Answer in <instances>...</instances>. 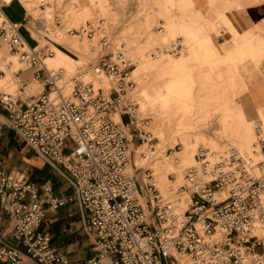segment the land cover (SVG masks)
I'll return each instance as SVG.
<instances>
[{
	"label": "built area",
	"instance_id": "2783aa9c",
	"mask_svg": "<svg viewBox=\"0 0 264 264\" xmlns=\"http://www.w3.org/2000/svg\"><path fill=\"white\" fill-rule=\"evenodd\" d=\"M5 5L0 0V49L4 40L49 90L28 103L0 96L8 113L5 126L58 169L72 191L55 197L48 184L40 187L25 174L8 171L0 160V205L13 223L11 238L0 232V263L72 264L53 247V236L43 226L50 211L75 204L92 247L86 264H264V240L254 234L264 222V136L259 135L258 174L235 154L210 171L205 165L210 180L191 170L187 180L193 186L167 198L136 175L139 169L129 172L133 136L145 138L133 115L136 105L124 103L135 87L129 80L131 62L120 54L102 57L101 68L116 84L110 93L75 79L66 97L44 64L52 53L27 48L23 25L6 18ZM85 31L90 38L96 34L90 24ZM103 44L110 45L106 33ZM117 111L128 112L136 125L137 134L128 128L132 138L113 120ZM3 127L0 123V133ZM184 190L190 194L188 209L179 215L174 198ZM218 193L225 198L218 200Z\"/></svg>",
	"mask_w": 264,
	"mask_h": 264
},
{
	"label": "rangeland",
	"instance_id": "374dc122",
	"mask_svg": "<svg viewBox=\"0 0 264 264\" xmlns=\"http://www.w3.org/2000/svg\"><path fill=\"white\" fill-rule=\"evenodd\" d=\"M26 1V5L32 9L26 10V19L30 24L24 27L25 40L33 49L42 52H48L50 48L54 50L55 57L46 61L52 72L62 69L66 78H70L80 68L98 60L101 68L102 57L118 51L133 62L131 71L133 70L139 85L143 110L141 117L150 123L151 131L158 137V150L168 149L167 152L172 154L174 150L169 149L171 147L179 146L175 150H180V147L183 149L179 163H164L165 166L159 159L152 161L151 155L145 158L141 155L143 168L154 166L156 169L162 165L181 178L195 164L196 150L201 147L207 148L211 153V150L226 153L231 149H239L245 153L254 151V125L257 122L264 123V119L246 94L245 88L241 89L234 64L218 62L198 68L188 61L187 48L200 38L198 33L207 21V17L194 9L191 0ZM88 24L96 31L93 38L85 31ZM30 27L38 36L33 35ZM162 27L165 28V35L158 38L156 32H161ZM221 30L223 29L220 28L215 37L217 45L221 39H224L225 44L231 43L228 34L223 36ZM103 31L107 32L110 43L108 47L104 46L106 48L101 45ZM39 37L42 38L40 41H44L41 42V47L48 45L47 47L40 49ZM177 41L178 52L166 49L165 43L171 46ZM219 46L222 47L220 44ZM9 53L8 50L2 58L14 65L12 72L16 74L23 66L19 64L17 57L12 58ZM248 56V53L244 54V57ZM26 74L27 72L25 76ZM263 76L260 70L254 75L244 74L249 85L259 80L264 81ZM13 80L8 75L6 83H10L11 87L1 88V92L20 95L19 84H14ZM39 81L44 83L43 80ZM97 84L105 86V83ZM45 92L49 90L40 86L30 94L38 98ZM109 93L110 91H106V94ZM124 114L123 119L116 116V120L124 128L130 127L132 135L137 134L136 125L132 124L128 113ZM218 118L225 132V143L207 138L210 125ZM133 138L135 144L148 141V137L142 140L138 136ZM132 150L134 153L138 151L135 146H132ZM144 171L139 169L136 175L141 176ZM162 175L163 173H158V177ZM169 177L172 181L175 180L174 175ZM167 181L166 178L162 183ZM87 239L89 240L86 236L85 240ZM91 249L89 247L88 257L92 255Z\"/></svg>",
	"mask_w": 264,
	"mask_h": 264
},
{
	"label": "crops",
	"instance_id": "0c3cea01",
	"mask_svg": "<svg viewBox=\"0 0 264 264\" xmlns=\"http://www.w3.org/2000/svg\"><path fill=\"white\" fill-rule=\"evenodd\" d=\"M19 1L16 0L10 6H4L3 12L6 18L23 25L22 35L25 40L24 27L26 24H30L26 19V10L30 7L24 2L26 0ZM191 1L194 9L207 17V21L198 33L200 38L187 48L189 63L198 68L218 62L234 64L241 89L245 88L246 94L254 102V106L257 107L261 117L264 119V81L259 80L249 85L244 77V74L254 75L258 70L264 74V0ZM32 12H35V10ZM37 20L35 21L38 23L39 20ZM36 22L34 24H37ZM220 28L223 29L220 33H223V36L227 33L229 40H231V43H226L227 45L224 39L218 40V45L220 44L222 47H218L215 41L216 34ZM31 32L34 36H38L33 28H31ZM40 39L42 38L39 37L38 42L40 43V48H42ZM25 42L28 44L26 40ZM5 50L6 48L3 47L4 54L8 53ZM246 53L250 56L244 57ZM13 67L14 65H11L10 71H5V75L0 70V93L14 94L1 92V88L11 87L10 83H6L8 75H11L14 79L13 83L19 84V101L28 103L37 98L32 96L33 94H30V92L36 91L40 86L45 89V82L33 80V70L29 68H21L15 74L12 72ZM52 68L55 67L52 66ZM7 115L8 113L0 105V123L4 124L0 133V160L3 162L4 167L8 171H18L25 174L30 178L31 182L40 187L48 184L55 197L70 194L72 190L59 170L47 164L21 137L5 126ZM120 118L123 119V117ZM132 146L139 148L138 144L132 143V152ZM141 168L143 167L136 169ZM83 225L80 210L77 205L73 204L50 211L43 226L53 236V247L67 255L72 264H86L88 258H90L88 257V252L90 251L89 247H92L90 241L88 239L87 241L85 240L86 234ZM12 228L13 223L9 214L0 205V232L11 238ZM0 264L9 263L1 262ZM20 264H36V262L31 259H25Z\"/></svg>",
	"mask_w": 264,
	"mask_h": 264
},
{
	"label": "bare ground",
	"instance_id": "6f19581e",
	"mask_svg": "<svg viewBox=\"0 0 264 264\" xmlns=\"http://www.w3.org/2000/svg\"><path fill=\"white\" fill-rule=\"evenodd\" d=\"M4 1L7 3V5H10L13 2H15L16 0H4ZM24 2L27 3L28 1H24ZM2 21H3V18L0 19V25H1ZM38 30L40 31V29H38ZM105 33L107 34L106 31L105 32L103 31L102 38H101V41H102L101 45H103V47H104L103 37H104ZM156 35L158 36V38L164 37L165 28L162 27V31L156 32ZM42 42L44 43V41H42ZM178 44H179V41L172 43L171 46H168V43H165L164 45H165L166 49L168 48L169 51L172 50L173 52L174 51L178 52L179 51ZM26 46L28 49H33L27 43H26ZM47 46L48 45H45L42 48H45ZM3 47L6 48L5 51L8 52V50H9V52H10L9 46L4 40L1 42V49H0V70L5 75L6 74L5 71H10L11 63L8 62V60L6 58H2L4 56L3 54L5 53L3 51ZM42 48H40V49H42ZM48 53H52V55L46 56L45 61H44L45 67L48 69V71H50L53 74L54 77H56V80H55L56 87H57V89L61 90V92L66 97L71 96V94L73 92V88H74V80L75 79L79 80L80 82H82L85 85L91 84L95 87L96 91L103 90L105 93H106V91L109 92L110 90H112V88H114L116 86L115 82H113L112 80L107 78L105 72L99 67V60L96 63L89 64V65H86V66L80 68V70L77 72L76 75H74L70 78H66L64 71L62 69L57 70V71L55 70L52 72L48 68L46 61L48 59H52L53 57H55V52H54V50H52V48H50L48 50ZM118 54H120L122 59L130 61L131 64L133 65V62L129 58L125 57L124 53H120L119 51L115 52V55H118ZM10 56L12 58L17 57L19 60V64L22 65L23 68H29L25 63L21 62L18 54L11 53ZM138 68H139V66H138ZM138 68H137V70H138ZM33 79H34V75H33ZM34 80H38V79H34ZM129 80L135 84V87H134V89L128 91V94L124 98V100H125L124 103H125V105H127L130 102V103H134V105H136V108H135V111L133 112V115L136 117L137 123L140 126V128L144 131L143 136L146 139L148 137V141H146L144 144H138V146L141 147V148L136 147L138 149V151H136L135 153H133L131 151L132 163L130 165V170H129L130 174L134 175L135 169L138 167H142L144 165L143 164L144 162H143L141 155L143 156V158L147 157L148 155H151L150 158L152 161H156L157 159H159V161H161V163L163 165H164V163L165 164L166 163L167 164L179 163V158H180L181 152L183 150L181 147H180V150H175L179 146L169 148V149L174 150V152L172 154H169L167 152L168 149L163 150V151L158 150L159 149L158 148V141H159L158 137L151 131L150 123L144 121L141 117L143 110H142V106H141V102H140V96H139V85H138V81L135 78L133 70L130 72V79ZM98 82L105 83V86H99L97 84ZM46 86H47V84H46ZM46 86H45V89L47 90ZM50 94H51L52 98L56 97V94H57L56 89H54L52 92H50ZM0 95L3 98H5L6 95H8V96L12 95L15 100L20 98L19 95L9 94V93H0ZM124 113H128V112H125V111L115 112L113 114V120L116 123L123 125L122 123H120L116 120V116L123 117L125 115ZM128 115H129V113H128ZM209 128L210 129L208 131L207 138L210 141H217V142L225 143V132H224L223 126H222L219 118L216 119L215 122L212 125H210ZM126 129H127V134L130 137L131 135L128 132V128L126 127ZM260 134H262L264 136V123L257 122L254 125V129H253V136H254V141L256 143V146H255L254 151L251 153H245L239 149H231L229 152H226V153H221L220 150H211L212 151V153H211L207 148L201 147V148L196 150L195 164L193 166H191L188 170H186L181 178L177 177L176 172L169 170V169H167V170L164 169V167L162 165H160L156 169H154V166H153V168L152 167H147L146 169L141 168V169H144L145 171H144V173H142V176L140 178H143L144 181H146L147 183H153V185H155L158 188V190L164 196L169 198V196L176 193L181 188H184V187L191 188L193 186V184L187 180L188 175H189L191 170L197 169L199 171V176L201 179H204L205 181L210 180L211 176L207 175L205 173V165L208 164V171H210L212 168H214L215 165H217L218 163H222L227 158H230L231 156H233L235 154L241 158H244L245 161L249 164L250 168H252V170L256 174H258L257 164H259L261 162V160L263 159V153H262L260 138H259ZM130 138H132V137H130ZM153 140H155V143H152ZM131 144H130V150H131ZM201 154H204V158H199L201 156ZM213 154L215 156H218V157H215ZM145 165L147 166V164H145ZM151 168L154 170H152ZM154 171H155V173H156V171L158 173L161 172V173H163V175L161 177L157 178L158 173H156L157 174V176H156ZM14 173H18V172H14ZM148 174H150V178H149ZM170 175H174L175 180L172 181L169 177ZM166 178L168 179L167 183L166 182L162 183V181H164V179H166ZM225 196H226L225 193H218L216 195L218 200L225 198ZM189 198H190V194H189V192H187L185 190L181 194L180 197L174 198L175 208H176V211L179 215H182L187 211V209H188L187 202H188ZM254 234L259 236L260 238H262L264 240V222H258V224L256 225V229H254Z\"/></svg>",
	"mask_w": 264,
	"mask_h": 264
}]
</instances>
